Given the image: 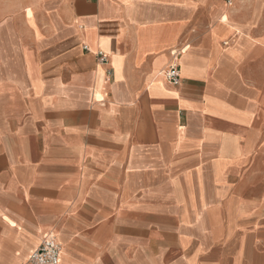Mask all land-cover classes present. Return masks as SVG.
Wrapping results in <instances>:
<instances>
[{
  "label": "crops",
  "instance_id": "1",
  "mask_svg": "<svg viewBox=\"0 0 264 264\" xmlns=\"http://www.w3.org/2000/svg\"><path fill=\"white\" fill-rule=\"evenodd\" d=\"M172 1L0 11V264H264V0Z\"/></svg>",
  "mask_w": 264,
  "mask_h": 264
},
{
  "label": "built area",
  "instance_id": "2",
  "mask_svg": "<svg viewBox=\"0 0 264 264\" xmlns=\"http://www.w3.org/2000/svg\"><path fill=\"white\" fill-rule=\"evenodd\" d=\"M232 2V0H227ZM104 59V56L101 55ZM167 80L178 85L181 82V70L177 63L172 64L166 71ZM61 255V244L54 237H47L42 240L40 245L32 254L25 264H59Z\"/></svg>",
  "mask_w": 264,
  "mask_h": 264
},
{
  "label": "rangeland",
  "instance_id": "3",
  "mask_svg": "<svg viewBox=\"0 0 264 264\" xmlns=\"http://www.w3.org/2000/svg\"><path fill=\"white\" fill-rule=\"evenodd\" d=\"M38 0H0V11L6 10V8L13 7H24L28 4L35 3Z\"/></svg>",
  "mask_w": 264,
  "mask_h": 264
},
{
  "label": "bare ground",
  "instance_id": "4",
  "mask_svg": "<svg viewBox=\"0 0 264 264\" xmlns=\"http://www.w3.org/2000/svg\"><path fill=\"white\" fill-rule=\"evenodd\" d=\"M163 1V0H162ZM177 3H178V0H175ZM184 2H186V0H183ZM170 2H174V1H172V0H170ZM180 2V1H179ZM184 2H183V4H184ZM188 2V1H187ZM181 3H182V1H181ZM56 239V238H55ZM57 240V239H56Z\"/></svg>",
  "mask_w": 264,
  "mask_h": 264
}]
</instances>
